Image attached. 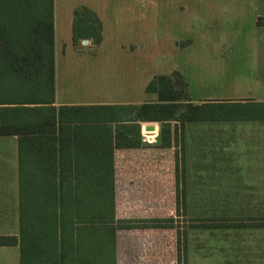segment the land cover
Returning a JSON list of instances; mask_svg holds the SVG:
<instances>
[{"label": "rangeland", "instance_id": "rangeland-1", "mask_svg": "<svg viewBox=\"0 0 264 264\" xmlns=\"http://www.w3.org/2000/svg\"><path fill=\"white\" fill-rule=\"evenodd\" d=\"M92 2L54 0L59 76L65 72L66 79L69 74L75 78L94 64L92 73L99 74L100 83L107 81L103 83L106 85L121 77L140 82L147 79L148 85L159 80L156 91L147 92L142 100L154 107L148 108L147 114L135 113L144 120L169 115L174 119L187 104L201 101H264V51L260 48L262 38L260 42L252 26L251 0H146L141 8L140 3L129 0ZM89 25L94 34H83L73 41V28ZM85 40L100 44L87 47ZM172 104L175 107L167 109ZM163 109L168 113H162ZM150 122L160 126V122ZM173 152L165 150L161 179L142 177L128 186L119 173L116 219L128 220L131 225L159 223L163 227L117 229L116 264H184L186 241L177 236L186 229L189 215L177 212L173 157L178 152ZM190 215L214 219L226 216L220 211ZM17 232L18 226L0 227V236ZM18 258L17 247L0 248V264H19ZM200 263L198 259L194 262Z\"/></svg>", "mask_w": 264, "mask_h": 264}, {"label": "trees", "instance_id": "trees-1", "mask_svg": "<svg viewBox=\"0 0 264 264\" xmlns=\"http://www.w3.org/2000/svg\"><path fill=\"white\" fill-rule=\"evenodd\" d=\"M92 29L73 28V41ZM54 72L53 0H0V137L17 138L20 169L18 235L0 236V247L17 246L20 264H116L117 229L163 227L115 217L113 150L131 147L124 125L154 105L57 107ZM187 105L174 119L148 118L161 123L162 147L169 121L264 120V104Z\"/></svg>", "mask_w": 264, "mask_h": 264}, {"label": "crops", "instance_id": "crops-1", "mask_svg": "<svg viewBox=\"0 0 264 264\" xmlns=\"http://www.w3.org/2000/svg\"><path fill=\"white\" fill-rule=\"evenodd\" d=\"M83 1L93 3L95 0ZM130 1L140 3V8L146 2ZM114 2L124 3L126 0ZM251 3L252 26L256 28L260 42L262 38L260 48L264 51V0H251ZM83 44L93 47L100 42L92 45L85 40ZM93 66L82 69L84 71H79L75 78H70L69 74V81L65 72L60 76L57 73L54 50L55 106L140 108L147 105L142 101L147 98V79L140 82L124 77L119 80L114 78L106 85L103 83L107 81L100 83L99 74L92 73ZM246 102L264 104V101L255 100L242 103ZM204 103L217 102L201 101L193 105ZM91 125L82 127L88 130ZM124 126L128 132L126 137L135 142L128 140L126 143H130L131 147L113 150L115 211L119 173L128 186L132 180L136 182L142 177L161 179L163 155L165 150L172 149L178 152L173 158L176 160L177 156L179 161L176 207L189 215L188 225L180 233L186 241V264H194L196 259L201 260L200 264H264V120L170 122L171 147L168 148L161 146V123L159 126L138 117ZM149 127L153 130L148 131ZM147 138H151L149 143L144 141ZM19 189L17 138L0 137V227L19 226ZM208 211L225 212L226 216L214 219L190 215ZM237 212L250 213L239 215ZM208 259L211 261L208 262ZM18 260L20 264V255Z\"/></svg>", "mask_w": 264, "mask_h": 264}, {"label": "built area", "instance_id": "built-area-1", "mask_svg": "<svg viewBox=\"0 0 264 264\" xmlns=\"http://www.w3.org/2000/svg\"><path fill=\"white\" fill-rule=\"evenodd\" d=\"M144 141L149 143L151 141V138L144 139Z\"/></svg>", "mask_w": 264, "mask_h": 264}, {"label": "water", "instance_id": "water-1", "mask_svg": "<svg viewBox=\"0 0 264 264\" xmlns=\"http://www.w3.org/2000/svg\"><path fill=\"white\" fill-rule=\"evenodd\" d=\"M147 130H148V131H151V130H153V128H152V127H149V128H147Z\"/></svg>", "mask_w": 264, "mask_h": 264}]
</instances>
